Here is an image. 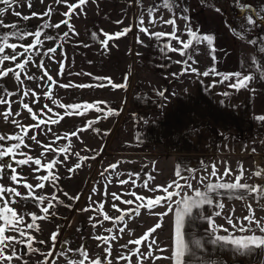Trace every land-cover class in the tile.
<instances>
[{"label":"rangeland","instance_id":"obj_1","mask_svg":"<svg viewBox=\"0 0 264 264\" xmlns=\"http://www.w3.org/2000/svg\"><path fill=\"white\" fill-rule=\"evenodd\" d=\"M68 2L74 3L76 0H68ZM174 4L175 7L170 11L163 7V0H141V3L137 0H94V2L88 0L82 9L75 10L69 20L74 31L62 23L59 28L41 27L44 24L55 25L69 19L63 15L69 11L67 5L56 3V0H43V2L31 0V7H28L26 0H17L12 9L0 16L5 25H17L16 28L0 27V33H27L37 30L42 32L40 37L42 44L29 49L25 56L18 57L15 62L19 63L31 57L29 64L21 72L22 83L17 81L12 73L0 79V97L11 101L13 113L8 120H5L3 112L7 110L8 105H0V134H23L18 124L11 122L13 120L24 126L38 123L23 107L24 103L37 113L40 120L57 119V113L63 117L59 123L48 122L41 124L39 128H30L28 135L24 137L28 147H22L20 151L34 158H40L42 163L52 159L58 161L52 169L58 179L54 185L50 181L44 182L45 187L36 189L37 194L49 197L55 195L63 203L54 201L56 207L50 209L48 218L38 221L39 232L30 230L36 238L33 247L39 251L32 252L24 244H14L13 247L21 259H14L11 264H25V262L43 264L46 259L44 254L53 247L49 237L56 231L59 235L53 257L48 258V264H52L53 259L55 264H66L65 258L58 253L69 248L83 247L92 259L98 255H106L104 249L108 245L98 246L101 242L94 238L97 235L117 237L116 240L111 241L112 264H129L126 260L117 259L122 255H131V264H139L141 259L143 264H174L171 259L163 258L171 257L174 250L173 215L169 213L165 216L162 227L153 234L156 244L153 245L149 256L146 243L137 246L128 244V241L141 237L157 223L158 217L142 208L138 216L135 213L125 216L127 227L124 232H119L120 228L125 227L124 223L103 220V213L116 217L121 213L112 207L113 204L121 209L134 208L136 205H126L114 200L112 193L121 196L122 200H134L135 198L129 195L131 192L144 197L162 195L161 192L153 193L148 189L156 185L166 186L173 180L184 184L185 181L175 175L178 167L183 176H195V179H191L192 187L201 191L205 190V185L209 182H235L241 165L244 175L240 183L264 187V176L254 175L257 170L264 169V122L256 119L257 116L264 115V79L260 78L264 68H257L253 63L255 59L257 64L264 65V53L258 50L264 45V19L255 15L264 6V0H174ZM49 6L52 8V13L50 16H44L43 13ZM244 6L250 8V11H242ZM0 7L6 6L0 5ZM150 7L156 9L153 13L155 23H152V18L143 11ZM216 8L220 11L217 12ZM183 9L188 10L186 13L190 18L188 21L181 18ZM15 12H20L22 16H31L33 12L40 15L24 20L22 17H17ZM142 12L144 19L142 27L148 28L149 32H172L173 26L163 23L162 20H169L174 13L176 34L181 40L190 39L186 25L198 34H212L215 64L206 42L197 44L194 41L193 46L185 50L184 56L179 52L165 50L167 43H171L175 48H179L180 44L176 40H169L168 37L157 39L140 31L139 17ZM248 15H253L257 21L255 25L248 24ZM117 21L122 23H116ZM128 27L131 31L118 39L110 40L106 49L100 43V40L104 39L101 30L111 34ZM236 32L244 38L241 39L235 34ZM65 33H68L67 36L64 35ZM49 36L52 39H47ZM249 40H255L256 44L248 43ZM9 42L27 46L29 43H35V37L25 36L22 40L10 37ZM49 48H56L55 53L49 52ZM19 52H23V48L18 47L17 53ZM6 54L11 55V49H6ZM177 61H187L200 73L214 65L219 73L242 72L246 75L252 74L256 78L248 89L240 91L227 87L229 81L209 87L214 81H220L222 77L202 76L191 71L183 72L185 65ZM15 63L6 61L3 67L15 68ZM41 63L43 68L38 67ZM61 66L62 74H60ZM45 70L55 83L49 81L46 76L41 79ZM29 76L33 79H28ZM126 76L128 77L126 88H113L107 80L95 79L107 77L111 78L112 83L123 84ZM65 84L93 86H60ZM101 84L104 86H99ZM208 87L211 89L213 102H216L218 107L224 105V102L228 103L227 120L235 125V120L241 119L242 116L244 126H215V124L209 126L204 121L201 101L203 92L207 91ZM4 90L15 94L5 96ZM164 90H166L165 96H159L158 92ZM26 91L29 92L27 96L24 95ZM223 92H228L229 95H221ZM46 93H50V96ZM97 101L104 102L100 104L103 111L89 109L83 115H65V109L58 106V104L83 105ZM170 104L176 108L173 113H169ZM236 104L238 109H235ZM44 105L52 111L49 112ZM188 107L196 108L197 119L199 116L201 118L199 122L198 120L193 122L195 126H189L190 116L186 112ZM108 109L118 114H108ZM169 119H172L173 123L167 126L166 121ZM88 121L98 122L88 128ZM218 122L219 117H217ZM159 123L164 126L158 130L156 125ZM198 123L201 125L199 126ZM81 129L86 130L80 131ZM94 129L100 131L96 132ZM73 131H77L79 135L71 136ZM66 133L69 134V138H59L64 137ZM33 135L36 136L39 144L30 139ZM12 143L15 141H0L5 147ZM44 145H51V149L55 151L46 150ZM61 148H66L67 151L62 153L59 151ZM76 153L80 154L79 157ZM21 158L23 157H16V159ZM0 163L11 164L22 177L27 178L28 183L33 185L39 183L36 177L48 174L42 168L40 171H33V168L40 166L16 165L11 157L0 160ZM77 163L81 167L69 172L68 169ZM114 164L117 165L115 169L110 167ZM212 165L216 166V176L210 175ZM228 168L231 169V174L224 176L223 173ZM190 170L195 171L193 173ZM136 173H139V176L134 175ZM10 174V170L5 169L0 183L6 187H17L21 193L26 194L27 189L10 181ZM148 174L154 179L148 181V188H143L142 185L147 180ZM201 177H207L203 184L200 183ZM121 180H127L128 183L121 184ZM183 191L189 195L193 194L187 188ZM211 196L214 204L215 202L224 204L222 215L214 217L216 224L228 228L232 234L236 236L251 234L233 229L226 221V217L231 215L233 222L239 227L243 217L251 214L248 211L249 204L255 212V218L264 223V198L257 201L255 193L220 189L211 193ZM70 197H79V199H70ZM100 203L104 204L102 212L96 210ZM12 206L20 214L35 212L37 215H42L40 211L42 205L35 199L17 198V203ZM85 208L89 210L82 211ZM165 210V207H156L152 211L160 213ZM216 210L214 206L205 205L203 209L194 211L192 217L188 219L185 228L186 240L190 242L194 253L189 264H264V249H254L247 255H238L231 246L212 242L214 237L205 217L214 215ZM90 217L95 219L90 220ZM97 221L103 223L93 228L92 225ZM25 222H31L27 215ZM243 223L248 226L247 221ZM109 228L113 229V232L105 231ZM251 228L257 235L261 234L255 223ZM226 234L223 231L218 233V235ZM19 239L24 240L25 237ZM40 241L44 243H39ZM125 244H128L127 248L122 247ZM137 247L141 252L139 256L132 254ZM71 255L76 254L73 252ZM157 256L162 258L156 259ZM76 258L79 259L78 256Z\"/></svg>","mask_w":264,"mask_h":264},{"label":"snow or ice","instance_id":"obj_2","mask_svg":"<svg viewBox=\"0 0 264 264\" xmlns=\"http://www.w3.org/2000/svg\"><path fill=\"white\" fill-rule=\"evenodd\" d=\"M28 7H31V0H26ZM43 2V0H41ZM94 2V0H93ZM138 3H141V0H137ZM17 3V0H0V5H4L6 7H0V16H3L5 13H7L10 9L13 8V6ZM56 3H64L67 5L69 11L63 13V15L67 16L68 20H63L60 23H57L55 25L50 24H44L41 27H56L59 28L60 24L68 25V27L74 31V28L72 25L69 24V20L72 17V14L75 12L77 8H83L88 3V0H76L74 3H69L68 0H56ZM163 7L168 8L170 11L175 7L174 0H163ZM156 9L155 8H148L143 11L147 12V14L152 18L151 22L155 23L156 19L153 16V13ZM217 12L220 11L219 8L215 9ZM242 11H250V8L244 6L241 9ZM187 9L182 10L181 18L185 21H188L190 18L186 15ZM52 13V8L49 6L48 10L43 13L44 16H50ZM261 13H264V6L261 7L260 12L255 13V15L260 16L261 19H264V15H261ZM17 17H22L24 20H29L32 17H37L40 14L33 12L31 13V16L23 15L20 12L14 13ZM162 20V18H161ZM163 23L173 26V31L170 33L166 32H149L148 28L142 27L144 23L143 19V12L141 16L139 17V24L141 25L140 31L144 32L145 34L149 36H153L157 39L168 37L169 40H176L180 44L179 48L172 47L171 43L165 44V50L167 51H174L179 52L181 56L186 55L187 49L193 46V42L199 44L206 42L209 46L210 54L212 57V60L215 64L216 57H215V48L213 46L214 42V36L212 34H198L196 31H193L190 27H187L186 25V32L187 35L190 37L188 40H181L179 36H177V27H176V20H175V14L173 13L172 18H170L167 21H163ZM247 22L250 25H255L257 21L253 18V15L247 16ZM116 23H122V21H117ZM0 27H11L16 28V24L12 25H5L4 21L0 19ZM129 31H131V28H124L122 31L116 32V33H106L102 32V35L104 39L100 40V43L102 46L106 49L108 46V43L110 40L118 39L123 35H126ZM68 33H65L64 35L67 36ZM237 36H239L241 39L244 37L240 36L239 32L235 33ZM42 35V32L37 30L35 32H6V33H0V79L3 77H7L9 73H12L14 75V78L17 81H21V72H23L26 68V66L29 64L31 57L25 58L22 62L15 63L18 60V57L25 56L26 53L29 52V49H34L37 45H41L42 41L40 39ZM94 36L96 34H93ZM25 36H34L35 37V43H29L27 46L20 44L17 45L16 43H10V37H16L17 39H24ZM47 39H52L51 36L47 37ZM248 43L256 44L255 40H249ZM23 48V52L17 53V48ZM6 49H11L12 54H6ZM261 53H264V45H262L258 49ZM49 52L55 53L56 48H49ZM6 61H12L15 63V68L8 67L4 68L3 65ZM177 63H182L185 65L183 72H194L197 73V75L202 76H209V75H218L221 76L220 81H214L209 87H215L216 83H223L225 81H229L227 87L235 89L236 91H240L241 89H248L250 83L256 78L252 74H244L242 72H235V73H219L217 72L215 66L209 68L208 70L204 71L203 73H200L198 69L192 68L191 65L187 63V61H177ZM253 63L256 64L257 68H264V65L257 64L255 59L253 60ZM38 67L43 68V63L39 64ZM16 69H19L20 71H17ZM62 74V66H61V72ZM91 75V74H89ZM175 75V74H174ZM47 77L49 81H53L52 76H50L47 71L45 70L44 75L41 77L43 79L44 77ZM261 79H264V72H261ZM28 79H33V77L29 76ZM97 80H107L109 84L113 88H126L127 87V79L128 77H124L125 83L123 84H115L111 82V78L107 77H96ZM55 83V81H53ZM61 87H92L93 85H60ZM99 86H104L103 84ZM254 91V89H252ZM165 91H159L158 95L161 97L165 96ZM15 93L8 92L7 90H4L5 96H11ZM29 92H25L24 95L27 96ZM46 95L50 96V93H46ZM223 96H228V92L221 93ZM23 103V102H21ZM54 103H58L54 101ZM104 102L97 101L95 103H85L83 105L81 104H58L60 108L65 109V115H83L85 112H87L89 109H95L96 111H103L101 109L100 104ZM7 104L8 108L5 112H3V116L5 120H8L9 116L13 115L11 112V101L8 99H5L3 97H0V105ZM23 107L28 111L31 118L34 121H38V123L33 124L31 126H24L19 125L18 121H11L14 124H18V126L21 128L22 135L21 134H13V135H4L0 134V141H15V143H12L10 146L5 147L4 145L0 144V160H4L6 157H11L16 165L24 166V165H36L40 166L39 168H33V171H40V169H44L47 171L48 174L46 175H40L36 177V179L39 181V183L33 185L31 183L27 182L26 177H22L15 167H13L11 164L7 163H0V180L3 179V173L5 169L10 170V181L14 184L20 185L23 188L27 189V193H21L17 187L12 186H5L4 184L0 183V264H11V262L14 259H21V257L17 254V251L13 247L14 244H24L28 249H30L32 252H38L39 249H36L33 247V242H35V236L31 234L30 230H34L36 232L40 231L38 221L39 220H45L48 218V215L50 214V209H54L56 207V203H63V201H59V198L55 195L49 197L47 195H39L36 192V189H43L45 187L44 182H52L53 185L55 181L58 179V177L52 172L53 167L58 163L57 160L52 159L47 163H42L40 158H34L30 155H28L26 152L20 151L22 147L26 148L28 147L27 144H25L24 137L28 135V131L30 128H39L41 124H46L48 122L52 124L59 123L60 119H63L62 116H60L59 113H57V119H51L49 118V121L40 120L38 118V115L36 112L33 111V109L26 103L23 104ZM45 108H48L47 105H44ZM48 111L51 112L52 109L48 108ZM18 114V113H17ZM108 114H118L113 112L112 109H108ZM257 120L264 122V115L257 116ZM98 121H88L87 127L91 128L94 123H97ZM51 129H49L50 131ZM86 129H81L80 131H84ZM96 132H99V129H94ZM71 136H78L79 133L77 131H73L70 134ZM67 139L69 138V134L66 133L64 137H59ZM30 139L36 141L38 144L40 143L36 136L33 135L30 137ZM139 139V137L137 138ZM44 148L46 150L55 151L54 149H51V145H44ZM60 152H66V148L59 149ZM255 149H253V152ZM77 157H79V153H76ZM17 156L23 157L21 159H16ZM81 159H87V157H81ZM81 167L79 163H77L74 167H71L68 169L69 172L75 171V169ZM111 168L115 169L117 165H111ZM194 173L195 170H190ZM231 174V169L228 168L223 173L224 176H228ZM103 175V173H102ZM130 176L133 174H129ZM136 176H139V173L134 174ZM175 175L179 177L181 180H184L185 183L181 184L178 180H173L170 183H168L166 186L164 185H156L153 188H149L148 190L150 192H161L162 195H155L154 197H144L142 195H138L136 192H131L129 195L133 196L135 199H128V200H122L121 196L117 195L116 193H112V197L114 200H119L122 203L126 205H133L136 206L134 208L129 209H121L118 207V205L113 204L112 207L116 209V211L120 212L121 214L116 217H111L107 213H103V220H111L114 223L120 222L124 223L125 227H122L119 229V232H124L125 228L127 227V224L125 222V216L131 215L132 213H135V215H140V210L142 208L147 209L149 213L152 215H155L158 217L157 223H155L151 228H149L141 237L128 241V244H134L137 246H140L142 244L146 243V247L149 249V252L147 255H151V250L153 248V245L156 244V239L154 238L153 234L162 227L163 218L167 216L169 213L173 215V228H174V250L172 252L171 257H163L164 259H171L174 264H189V261L191 260V257L194 255L192 248L190 247V242L186 240V233L185 228L187 221L190 217H192L194 211L201 210L204 208L205 205L209 207H215L217 210L214 212V215H208L205 217L207 220V223L209 225V229L211 234L213 235V243H219V244H225L231 246L236 254L238 255H247L251 253L254 249H264V223H262L260 220H257L255 218V212L252 209L251 204L248 205V211L251 213L250 215H246L243 217V221H247V225L245 226L243 221L240 222L239 227L236 223L233 222V219L231 215L226 217V221L233 229H237L239 232L243 233H251L246 234L242 236H236L229 232L228 228H224L222 225H218L215 222L214 217H219L222 215V210L224 208V204L222 202H215L211 196V193L216 192L217 190L224 189L228 191H235V190H244L248 194H256V199L259 201L260 199L264 198V187L260 185H249L247 183H240V180L243 178L244 175V169L243 165L240 166V173L235 178V182L232 183H212L209 182L205 185V190L201 191L199 188L193 189L191 179H195V176L192 175L191 177H185L181 174V171L179 167L177 168ZM211 176L217 175L216 166L212 165V172L210 173ZM254 175L256 177H262L264 176V169L257 170ZM154 177L151 174H148L147 180L144 181L142 187L148 188V181L153 180ZM207 179V177H201L200 183H204V180ZM219 179V178H218ZM135 183V181H132ZM121 184L128 183L127 180H121ZM187 188L192 191L193 194L189 195L187 192H184L183 190ZM171 189V190H170ZM95 191V189H93ZM65 196H68L67 193H64ZM105 195L107 193L105 192ZM174 197H178V199H173ZM17 198L21 199H35L38 201L42 207L40 209L42 215H37L35 212L26 213V214H20L17 212V210L12 206L17 203ZM70 199H79V197H70ZM91 200V197H89ZM139 201V203H136ZM45 202H47L45 204ZM156 207H165L164 212L155 213L152 210ZM104 208V204L100 203L98 208L96 209L99 212H102ZM88 208L82 209V211H88ZM25 215L29 216L31 219V222H25ZM90 220L95 219V217H90ZM103 221H97V223H94L92 225L93 228L97 226V224H102ZM255 223L256 228L261 233L260 235H257L255 231L251 228V225ZM106 232L111 233L113 232V229H105ZM220 231H223L227 233L226 235H218ZM12 232L16 233L15 235H8L6 233ZM59 235V232H53L49 239L52 241V249L49 250L44 255L46 256V259L43 261V264H48V258L53 257V252L55 251V243L57 240V236ZM19 237H25L24 240H20ZM97 241H100L101 244L98 246L108 245L105 247L104 252L106 255L104 256H97L96 258L92 259L89 257L88 251L83 248H76V249H67L61 250L58 255L63 256L66 260V264H112L111 257V241H114L117 239L115 235H97L94 237ZM151 238V239H150ZM39 243H44V241H40ZM67 243V242H65ZM199 243V242H197ZM128 244L123 245L122 247L127 248ZM163 251V249H161ZM75 252V256L71 255V253ZM132 254L135 255H141L140 248L137 247ZM76 256L79 257V259L76 258ZM186 257H188V260H186ZM162 257L157 256L156 259H161ZM117 259L119 260H126L131 264V255H122L119 256ZM26 264V262H25ZM52 264H55V259L52 260ZM139 264H143V259L139 261Z\"/></svg>","mask_w":264,"mask_h":264},{"label":"crops","instance_id":"obj_3","mask_svg":"<svg viewBox=\"0 0 264 264\" xmlns=\"http://www.w3.org/2000/svg\"><path fill=\"white\" fill-rule=\"evenodd\" d=\"M201 103H202V114L204 116L203 119L209 126H213V124H215V126H244L242 116H241V119L237 118L235 120V125L231 121L227 120V112H228V107H229L228 103L224 102L223 103L224 105H219L218 107L216 102H213L212 92L209 87L207 91L203 92ZM236 103H238V101H236ZM171 104L169 105V107L171 106ZM235 109H238V104H236ZM175 110L176 108L172 105L170 107L169 113H173V111ZM196 111H197L196 108H190V107L186 108V112L190 116L189 126H195L193 125V122L194 121L197 122V120L199 122L201 120L200 116L197 119ZM217 117H219L218 123H217ZM172 123H173L172 119H169L166 121L167 126H170ZM198 125L200 126L201 124L198 123ZM156 126H158V130H159L161 126H164V125L159 123Z\"/></svg>","mask_w":264,"mask_h":264}]
</instances>
